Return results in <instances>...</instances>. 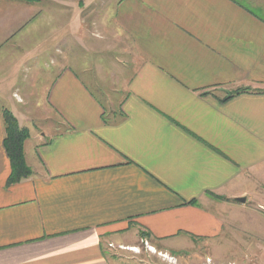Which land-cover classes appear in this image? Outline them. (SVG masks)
<instances>
[{
  "label": "crops",
  "instance_id": "0c3cea01",
  "mask_svg": "<svg viewBox=\"0 0 264 264\" xmlns=\"http://www.w3.org/2000/svg\"><path fill=\"white\" fill-rule=\"evenodd\" d=\"M3 109L40 127L11 186ZM140 238L264 264V0H0V264Z\"/></svg>",
  "mask_w": 264,
  "mask_h": 264
},
{
  "label": "rangeland",
  "instance_id": "374dc122",
  "mask_svg": "<svg viewBox=\"0 0 264 264\" xmlns=\"http://www.w3.org/2000/svg\"><path fill=\"white\" fill-rule=\"evenodd\" d=\"M95 31H98L96 29ZM94 34L99 38V33ZM222 95V94H221ZM18 123V122H17ZM39 124L34 122L28 127V139L24 142L26 150L33 148L35 136H39ZM134 248L136 251H130ZM151 249V250H150ZM109 261L113 264H216L211 251L186 252L173 256L161 252L148 244L144 238H140L132 246H114L108 252ZM208 260V261H207Z\"/></svg>",
  "mask_w": 264,
  "mask_h": 264
},
{
  "label": "trees",
  "instance_id": "16d2710c",
  "mask_svg": "<svg viewBox=\"0 0 264 264\" xmlns=\"http://www.w3.org/2000/svg\"><path fill=\"white\" fill-rule=\"evenodd\" d=\"M22 2H35L37 0H13ZM248 89H237L221 99L226 102L233 97L247 93ZM2 120L4 125L3 147L10 163V175L6 186H11L28 178L31 171L25 163L24 142L28 139V130L20 128L15 117L6 109L2 110Z\"/></svg>",
  "mask_w": 264,
  "mask_h": 264
},
{
  "label": "water",
  "instance_id": "95a60500",
  "mask_svg": "<svg viewBox=\"0 0 264 264\" xmlns=\"http://www.w3.org/2000/svg\"><path fill=\"white\" fill-rule=\"evenodd\" d=\"M238 202H241V203H244L245 202V199L244 198H241V199H237Z\"/></svg>",
  "mask_w": 264,
  "mask_h": 264
},
{
  "label": "bare ground",
  "instance_id": "6f19581e",
  "mask_svg": "<svg viewBox=\"0 0 264 264\" xmlns=\"http://www.w3.org/2000/svg\"><path fill=\"white\" fill-rule=\"evenodd\" d=\"M131 250H132V251H136V250H135V249H133V248H132ZM150 250H151V249H150Z\"/></svg>",
  "mask_w": 264,
  "mask_h": 264
},
{
  "label": "built area",
  "instance_id": "2783aa9c",
  "mask_svg": "<svg viewBox=\"0 0 264 264\" xmlns=\"http://www.w3.org/2000/svg\"><path fill=\"white\" fill-rule=\"evenodd\" d=\"M208 261V260H207Z\"/></svg>",
  "mask_w": 264,
  "mask_h": 264
}]
</instances>
